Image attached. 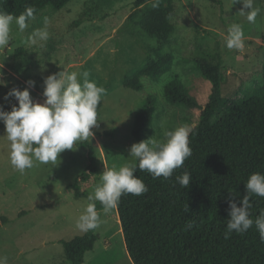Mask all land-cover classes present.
Masks as SVG:
<instances>
[{
	"label": "rangeland",
	"instance_id": "374dc122",
	"mask_svg": "<svg viewBox=\"0 0 264 264\" xmlns=\"http://www.w3.org/2000/svg\"><path fill=\"white\" fill-rule=\"evenodd\" d=\"M133 2L72 0L59 10L46 7L24 31L15 24L11 27L10 44L0 50V80L5 82L0 85V106L4 111L18 106L14 97L4 99L13 88H28L33 101L42 104L44 78L61 71L77 72L81 82L94 81L105 92L97 126L91 129L94 135L60 153L56 165L34 161L33 168L24 173L15 169L9 159L5 125L0 123V257H6L7 264H70L62 242L86 233L76 224L90 203L87 197H76L69 186L87 165L82 142L91 144L97 153L98 171L87 187L91 194L101 183L104 170L118 169L129 162L128 150L137 143L132 134L135 116L148 97L156 99L149 138L166 142V131L185 124L196 126L209 100L211 82L195 68V58L223 67L221 95L229 104L263 83L264 0H255L254 6L262 11L254 23L240 15L243 4L234 0H173L174 30L166 43L139 26H128ZM167 2L150 0L146 6ZM45 18L49 21V39L29 44L28 37L45 26ZM232 23L242 26L245 52L226 47L227 30ZM156 51L173 55L172 69L158 78L139 75L140 90L125 87L124 77L137 75L147 54L156 57ZM175 77L195 98L198 107L172 105L166 100L165 86ZM29 80L35 82L34 87L27 84ZM96 209L103 223L95 229L98 238L93 249L85 253L83 264H133L117 208L107 214L103 206Z\"/></svg>",
	"mask_w": 264,
	"mask_h": 264
},
{
	"label": "trees",
	"instance_id": "16d2710c",
	"mask_svg": "<svg viewBox=\"0 0 264 264\" xmlns=\"http://www.w3.org/2000/svg\"><path fill=\"white\" fill-rule=\"evenodd\" d=\"M71 1L0 0V11L19 16L27 7H35L36 15L48 6L62 9ZM149 1L134 0L128 26H139L166 43L174 30L173 0L157 7L146 6ZM156 55L148 53L137 75L124 77V86L140 90L139 75L158 78L172 69L171 53L156 51ZM194 62L195 68L211 82V92L189 137L192 155L167 180L162 176L153 178L137 167L135 175L148 191L140 196L122 195L117 206L129 257L133 264H264V242L255 223L244 234L233 232L227 239L224 235L230 218L229 201L235 200L239 206L247 194L250 175L264 174V66L263 83L229 104L221 95L223 67L203 58H195ZM164 95L172 105L199 106L177 77L165 86ZM155 105V97H148L135 116L132 134L137 143L149 138ZM81 145L86 150L87 165L69 185L78 198L89 196L87 187L98 171L94 147L87 142ZM185 170L192 177L187 188L177 181ZM250 203L255 221L264 210V197L253 194ZM96 207L99 209L102 204L97 202ZM189 222H194L191 228H187ZM97 238L95 230H89L63 241L66 260L83 264L85 253L93 249Z\"/></svg>",
	"mask_w": 264,
	"mask_h": 264
},
{
	"label": "clouds",
	"instance_id": "9594fccd",
	"mask_svg": "<svg viewBox=\"0 0 264 264\" xmlns=\"http://www.w3.org/2000/svg\"><path fill=\"white\" fill-rule=\"evenodd\" d=\"M243 4L240 15H246L249 23H254L262 9L254 6L255 0H234ZM35 7H27L19 16L0 11V50L6 49L11 41V27L18 26L24 31L35 19ZM48 19H44V27L33 31L28 37V43L37 44L49 39L47 30ZM244 32L238 23L229 25L226 37V47L230 50L245 52ZM85 77L87 73L83 74ZM0 80V85H4ZM30 87L35 86L32 80L27 81ZM6 86V85H5ZM105 89L94 81L84 79L81 82L77 72L61 71L44 78V102L36 103L30 96L28 88L11 89L4 97L7 101L14 97L18 107L13 105L10 112L0 106V121L5 125L6 137L10 142L9 159L11 165L24 173L34 166V161L41 164L56 165L60 153L72 150L78 141L87 140L94 133L91 129L97 126L98 105ZM193 128L181 125L173 131L164 133L166 142H160L153 136L134 143L129 151V162L117 168H108L101 174V183L87 197V207L79 216L76 227L84 232L98 229L103 223L97 211L95 201L103 206L105 214L115 210L122 195H143L148 191L144 182L135 172L137 167L147 171L153 178L169 179L174 170L183 167L184 162L192 155L189 146L190 134ZM138 162V163H137ZM192 180L191 174L185 170L177 177L178 183L187 188ZM246 195L238 203L229 201V219L227 220V239L233 232L244 234L255 226L264 242V210L253 221L250 209V198L253 194L264 197V174L259 172L250 175L246 182ZM188 210V205H187ZM194 222H189L191 228ZM0 264H7L6 257H0Z\"/></svg>",
	"mask_w": 264,
	"mask_h": 264
},
{
	"label": "water",
	"instance_id": "95a60500",
	"mask_svg": "<svg viewBox=\"0 0 264 264\" xmlns=\"http://www.w3.org/2000/svg\"><path fill=\"white\" fill-rule=\"evenodd\" d=\"M245 51H247L246 49H245ZM17 101V100H16ZM18 102V101H17Z\"/></svg>",
	"mask_w": 264,
	"mask_h": 264
}]
</instances>
